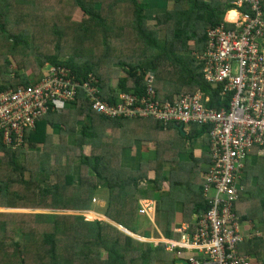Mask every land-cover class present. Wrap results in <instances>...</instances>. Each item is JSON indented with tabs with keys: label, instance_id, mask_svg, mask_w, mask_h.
<instances>
[{
	"label": "trees",
	"instance_id": "trees-1",
	"mask_svg": "<svg viewBox=\"0 0 264 264\" xmlns=\"http://www.w3.org/2000/svg\"><path fill=\"white\" fill-rule=\"evenodd\" d=\"M47 1L0 0V91L33 83L46 63L69 69L77 80L92 74L96 78L92 84L99 91L95 96L109 104L118 92L142 95L150 72L158 99L172 100L176 94L199 89L209 97V105H223L215 87L203 81L195 56L205 50L207 29L226 25L224 15L233 9L231 0H165L167 8L157 13L142 0H56L75 8L66 16L68 33L65 20L53 21L47 15ZM66 3L62 8L68 9ZM34 28L54 37V52H42L44 57L32 63L35 70L21 73V62L34 56L33 44L39 41ZM62 53L65 59L60 58ZM115 63L123 75L111 69ZM177 127L169 123L164 130L149 117H106L92 108L84 90L78 88L74 100L60 112H48L33 129L25 130L20 145L4 144L0 132V208L83 211L100 200L107 218L136 233L140 210L136 192L141 183L148 185L142 191L146 196L161 191L164 182L169 190L178 187L168 173L175 163L171 145L183 149L185 140L205 133V128L191 125L181 134ZM169 132L177 139L161 137ZM67 135H73L70 143L64 141ZM147 138L156 160L142 162L137 170L122 167L120 152L133 146L144 148ZM85 145L89 155L83 153ZM26 149L32 150L30 154ZM57 154L63 155V164L52 163ZM76 158L77 168L71 162ZM164 161L168 162L166 173ZM243 180L241 195L251 189ZM203 182L196 190H202ZM239 198L233 204L235 213ZM207 206L201 196L194 213L201 214ZM164 247L137 241L103 220H87L80 214L0 212V264H152L165 258ZM238 252L264 264L263 239L245 240Z\"/></svg>",
	"mask_w": 264,
	"mask_h": 264
},
{
	"label": "built area",
	"instance_id": "built-area-1",
	"mask_svg": "<svg viewBox=\"0 0 264 264\" xmlns=\"http://www.w3.org/2000/svg\"><path fill=\"white\" fill-rule=\"evenodd\" d=\"M231 4L235 17L224 18L226 25L208 28L205 50L197 55L203 81L215 87L218 101L225 103L220 107L209 105V97L199 89L172 100L158 99L150 72L142 95L118 92L109 104L95 96L99 91L92 74L77 80L69 69L48 64L33 83L0 91L2 141L20 145L25 130L33 129L48 112H60L74 100L78 88L106 117H149L164 130L169 123L205 128L209 162L202 194L208 206L192 230L167 240L165 249L177 255L187 251L188 264H260L238 252L245 238L233 204L244 190L247 157L252 152L264 156V0H231ZM139 205L141 215L151 216L155 209L152 200L141 199Z\"/></svg>",
	"mask_w": 264,
	"mask_h": 264
},
{
	"label": "crops",
	"instance_id": "crops-1",
	"mask_svg": "<svg viewBox=\"0 0 264 264\" xmlns=\"http://www.w3.org/2000/svg\"><path fill=\"white\" fill-rule=\"evenodd\" d=\"M52 129L53 128L49 127L48 131L52 133ZM183 129L184 134H186L188 128ZM170 133L171 132L167 135H170ZM53 135L56 136L55 133ZM185 141L184 148H179L180 150L176 146L174 148V146L171 145L175 163L168 173L170 180L177 183L178 187H173V190H169L168 182H164L161 191H153L152 196H146L142 191H144L143 188L145 186L148 187V185L143 182L140 185L141 190L136 192L138 202L141 199H147L152 200L155 204V209L151 216L137 214L140 221L134 223V226H136V233L125 229L109 218L110 222L105 220L107 217L103 214V203L100 200H96L99 205L98 210L90 209L87 211L98 215V217L101 216L100 219L113 225L133 239L140 242H148L153 245L158 243L165 244L167 240L178 239L182 230L185 233H189L199 215V213H194L193 206L198 203L201 196H203L202 190H196V188L202 181L203 173L208 167V137L206 135H201L196 139ZM144 148L133 146L130 149H123L120 152V165L132 170H137L142 162L151 159L154 160V150L152 148ZM189 152H191L192 157H188ZM263 157L264 156L261 157L256 155L255 152H252L247 157L246 166L244 167L243 181L245 186L251 189L245 190L246 193L239 198L236 207L237 213L235 214L238 217L240 230L245 240H251L256 237L264 241V190H253L255 183L258 181L257 177L260 176L259 172L258 176L254 173L253 167L255 162L257 163L259 161L258 159ZM167 167L168 162L164 161L163 168L166 170ZM94 206L96 209V205ZM97 219L99 220V218ZM164 252L166 253L165 258L156 259L152 264H180L177 261L186 260L188 256L187 251H182V253L178 255L166 249H164Z\"/></svg>",
	"mask_w": 264,
	"mask_h": 264
},
{
	"label": "rangeland",
	"instance_id": "rangeland-1",
	"mask_svg": "<svg viewBox=\"0 0 264 264\" xmlns=\"http://www.w3.org/2000/svg\"><path fill=\"white\" fill-rule=\"evenodd\" d=\"M52 1L55 2V5H52ZM142 1L147 4L148 9L150 11H152V13L161 12V11L165 10V8H167V6H168V4L165 2V0H142ZM47 2H49V8H50V11L47 12V15H49L50 19L53 20V21H55V20H65V25L69 29L70 25H68V22H67L68 19L66 21V16L68 15L69 11L72 14L73 13V9H75V8L72 7L71 5L67 4L65 1H61V2L62 3L63 2L66 3V5H69L67 7L69 10L66 9V8H62V3L59 2V1L49 0ZM28 11L29 12L30 11L31 12H33V11L39 12L38 10H32L30 8H29ZM61 13H62L63 16L61 15ZM152 13L147 14V15L151 16V18L149 19L150 22H153ZM226 15H227V13L224 15L225 19H233L235 17V12L234 11H229L228 12V17ZM47 29L50 30L49 28H47ZM29 30H30V28H26V31L28 32V34L31 37V33L29 32ZM34 31L39 36V41L36 42L37 44H35V45L33 44V48L32 49H35V52H33L34 56L32 55L30 57V59L27 60V62L23 61V65H22V62H21V67L19 69V72H21V73H26L27 74V73L30 72V70H35V65L32 64V63L33 62L35 63L36 60L41 59L42 57H44L43 54H48V53L51 54V51H53L52 50V42H53L52 39L54 37L51 34H48L49 36L47 37L45 31L41 30V28H34ZM65 31L68 33L70 31V29L69 30H65ZM18 48H21V47H18ZM42 52H44V53L42 54ZM197 55H199V54H196L195 58H197ZM16 58L20 59L19 56H16ZM60 58L61 59H65L66 58L65 54L62 53ZM116 64L117 63H115L113 65L110 64V67H112L111 69H113L117 75L118 74H122L123 72L119 69L118 66H116ZM46 65H48V64L45 63L39 69V72L35 75V78H37L40 75V72L45 70V68H46L45 66ZM12 67H14V65ZM112 83H113V86L116 87L115 80L111 81V84ZM58 121H59V119H57L54 123H58ZM52 132H54V131L52 130ZM161 135H162L161 137H164L166 139L165 141L171 140L170 139L171 137H169L170 135L166 134V136H164L163 133H161ZM171 135L174 137V134L172 132H171ZM107 136H109L108 133H107ZM141 137L143 138L144 136H141ZM175 137L177 139L176 135H175ZM71 139H73V135H71V136L67 135V137H65L64 141L70 143ZM148 140L149 139L147 138V141L143 142L144 143L143 145H146L144 147L153 149V147H152L153 145L151 143H149ZM11 148H13V147H11ZM26 150H28L27 154H30V151H32L30 149H26ZM89 151H90L89 146L85 145L83 147V153L86 154V155H89L91 153ZM145 155H148V154L146 153ZM21 158H22L21 161H23L24 160V156L21 157ZM153 159H154V161L156 160L155 155H154ZM151 160H150V162H152ZM55 162H57L59 164H63V162H64L63 155L62 156L59 155V154L54 155V159H53L52 163L55 164ZM71 162L73 163V166H75V168H77L78 165H76V164H78V158L74 159ZM255 164L256 165L254 166L255 168L253 167V171H254V173L256 171V175L257 176H258V172H259L260 176L257 177L258 181L255 183V186H254L255 189H253V190H264V159L260 158L259 159V164H257L256 162H255ZM71 166H70V168H71ZM164 173H166V170L164 171ZM95 205L97 207L96 209H95L94 205L91 206V208L94 209V210H98L99 205L97 204V202H96ZM0 212H5V213H8L9 215L12 214V213H36V212H40V213H56V214H80V215L84 216V218L87 219V220H94V219H97V218H99V220H102V219H100L101 216L98 217V215L92 216L90 214H86V212H88L87 210L80 211V210H71V209H64L63 210V209H48V208L47 209H36V208L17 207V208H0ZM87 215H89V217H87ZM138 215H139V213H138ZM137 219H138V221H140V219L138 217H137ZM13 238H15L17 240L20 239L19 235H17V234H14ZM102 254H104V253L102 252Z\"/></svg>",
	"mask_w": 264,
	"mask_h": 264
},
{
	"label": "water",
	"instance_id": "water-1",
	"mask_svg": "<svg viewBox=\"0 0 264 264\" xmlns=\"http://www.w3.org/2000/svg\"><path fill=\"white\" fill-rule=\"evenodd\" d=\"M177 129L180 131L181 134H184L181 125H179V126L177 127ZM104 217H105V216H104ZM105 220H107V221L110 222V220H109L108 218H106ZM177 262H179L180 264H188L186 260H178Z\"/></svg>",
	"mask_w": 264,
	"mask_h": 264
},
{
	"label": "clouds",
	"instance_id": "clouds-1",
	"mask_svg": "<svg viewBox=\"0 0 264 264\" xmlns=\"http://www.w3.org/2000/svg\"><path fill=\"white\" fill-rule=\"evenodd\" d=\"M228 11H230V10H228Z\"/></svg>",
	"mask_w": 264,
	"mask_h": 264
}]
</instances>
